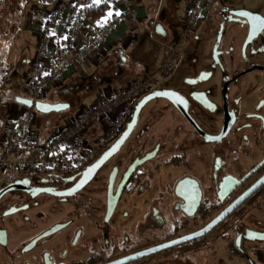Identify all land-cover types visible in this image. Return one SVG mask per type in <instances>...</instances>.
<instances>
[{"label":"flooded vegetation","instance_id":"1","mask_svg":"<svg viewBox=\"0 0 264 264\" xmlns=\"http://www.w3.org/2000/svg\"><path fill=\"white\" fill-rule=\"evenodd\" d=\"M221 1L186 62L188 31L168 45L175 69L149 94L170 99L144 104L89 181L59 195L86 168L26 178L0 198V264H264V242L250 239L264 234V15Z\"/></svg>","mask_w":264,"mask_h":264},{"label":"built area","instance_id":"2","mask_svg":"<svg viewBox=\"0 0 264 264\" xmlns=\"http://www.w3.org/2000/svg\"><path fill=\"white\" fill-rule=\"evenodd\" d=\"M216 1L190 0L185 9V32L196 28L201 17ZM115 2L124 7L120 17L110 19L102 27L97 26L87 43L79 49L78 57L96 55L101 45L107 42L114 23L121 22L120 18L127 19L132 26L130 41L136 40V31L141 27L136 11L128 5V0ZM64 7L59 5L45 18L44 34L36 57L28 62L17 85L18 91L26 95L23 97L33 102L38 101L39 94L45 92L49 83L63 81L64 73L74 59L67 49L52 57L50 72H41V55L48 51L50 40L48 32L58 21ZM84 25V6L78 2L66 35L68 46H74ZM178 49V44L171 46L158 69L148 79H134L112 96L100 99L93 107L67 119L50 133L40 130L38 113L34 108L25 107V112L16 118L5 113L0 128V190L26 178L39 179L51 174L71 177L90 166L94 155L103 152L121 135L138 102L149 94L157 79L173 72L178 61Z\"/></svg>","mask_w":264,"mask_h":264},{"label":"crops","instance_id":"3","mask_svg":"<svg viewBox=\"0 0 264 264\" xmlns=\"http://www.w3.org/2000/svg\"><path fill=\"white\" fill-rule=\"evenodd\" d=\"M187 2L188 0H185L184 11L187 7ZM55 3L56 0H0V45L6 47L5 51L0 48V107L4 105V102L13 101V104L11 105L10 103L8 108L3 106L6 110L4 113L0 111L1 119L5 113H8L12 118H16L18 111L20 112L19 115L25 112V107L17 104L14 98L11 100V94L19 92L17 85L24 76L28 62L37 54L39 36L43 26V22L37 16L39 13L31 15L28 14V10L33 6L38 11L49 12L55 6ZM102 3L107 5L104 16L96 21L85 20V25L79 33L75 46L72 51H69L73 56H77L79 49L94 34L96 25L104 19L109 11L113 12L112 18H117L120 17L124 10V7L114 0H102ZM177 4V0H128V5L134 8L141 22V27L136 31V40L129 42V34L132 29L127 20L114 24L107 42L101 45L96 55L83 58L84 60L81 59L78 69L64 73L65 84L73 79L84 81V79L93 76L96 71L97 82L87 89L93 95L90 96L91 98H98L100 91H104V97H100V99H103L112 96L115 90L125 87L134 79H139L141 74V43L147 36H151L150 30L161 14L164 15L163 17H168L166 15L168 6L173 8L174 16L176 15ZM117 11L120 13L119 16L115 15ZM74 14L75 5L69 0L68 5L62 9L57 24L52 27L48 51L41 55V67L44 73L50 70V59L54 55L67 50L66 35ZM167 25L168 27L175 26L170 20H167ZM111 58L114 61L115 58L117 60L119 58L120 62L116 68L110 66ZM103 62H108L109 64H104ZM101 64H103V67ZM99 70L101 72H98ZM50 89H46L44 94L48 95L40 101L50 104L60 103L56 99L54 90ZM51 98L52 102L49 100ZM78 103L80 104V101Z\"/></svg>","mask_w":264,"mask_h":264},{"label":"rangeland","instance_id":"4","mask_svg":"<svg viewBox=\"0 0 264 264\" xmlns=\"http://www.w3.org/2000/svg\"><path fill=\"white\" fill-rule=\"evenodd\" d=\"M68 1L69 0H56L55 6H53L52 10L49 12L38 11L36 9V7L32 6V8H29L28 14L36 15V13L38 12L39 14L37 16L40 19V21L46 23L45 18L49 17L52 14L51 12L54 9H56L59 5H64L66 7L68 5ZM71 1L74 3V5H77V3L80 2L84 6V15H85V10L87 8L88 3L91 2V0H71ZM189 1L190 0H188L187 5L189 4ZM221 2H222L221 0L216 1L210 8H208L207 11L213 9L217 5H222L224 3V2H222V3ZM177 3L179 5L177 4V6H176L177 7L176 12L177 13L175 16H174V13L172 10L173 8L171 6H168L167 9L165 8L166 12H167L166 15L168 17H163L164 15L161 14L160 18H158L159 17L158 16L157 17L158 19H156V21H155L156 24L161 25L163 31L166 33L165 36L162 37L161 35H158L155 32L154 26H153L152 29L150 30L151 36H147L146 39L143 41V43H141V45H140V73L141 74H140L139 79H145V80L148 79L150 74H152L154 71H156L158 69L159 65L161 64V62L165 58V55H166L167 50H168V45L170 46V45L180 41V39L185 35V24H184V19H185L184 3H185V0H177ZM226 5L230 6L231 8H243L247 11H252V12H256V13H260V14L264 15V0H232L231 3L226 4ZM185 7H186V5H185ZM204 15H205V13H204ZM113 18L117 19L119 17H117V18L113 17ZM113 18H112V20H113ZM86 19L87 18L85 17V20ZM120 19H121V21L127 20L124 18H120ZM167 20H170V22L173 23V25H175V26H173V27L169 26L168 27ZM201 20H202V17H201ZM201 20L199 21V24L201 23ZM44 23H43V26H45ZM56 24H57V21H56ZM114 24H116V23H114ZM55 25H53V26H55ZM43 26H42V32L40 33V36H39V41H38L39 44H40V42H41L40 40L42 39L43 34H44ZM96 26H98V24ZM131 29H132V26H131ZM51 30L48 32V35H50ZM199 31L200 30L188 31L186 34L188 36L183 38L180 49L183 53H185L184 54L185 55L184 62H186L187 57H188V53L190 51V50H187V48L190 47L192 44H194L193 36L196 35ZM130 33H131V31H130ZM50 40H51V38H50ZM50 40L48 41V49L50 47ZM129 42H130V40H129ZM85 43H87V41ZM39 44H38V46H39ZM75 44H76V42L74 43V46H75ZM74 46H72V47H74ZM66 47H67L68 51H70V50L72 51V49H73L72 47L68 46V44ZM0 48H2L4 51L6 50L5 46L0 45ZM163 52H164V54H163ZM62 53L63 52H61L59 54H62ZM93 56L92 55L91 56L85 55L83 57L74 56V59L72 60V63L67 67L66 72H70L73 69H78L79 61L81 59L84 60L87 57L89 58V57H93ZM112 59L113 58H111V60H110V66L113 68H116L120 62L119 58H118V60H117V58H115V61ZM188 60H189V58H188ZM106 63L109 64L108 62H105L104 64H106ZM101 65L103 67V64H101ZM153 65H154V67H153ZM52 67H53L52 66V59H50L49 68L52 69ZM102 69H101V71H103ZM101 71L99 70L98 72H101ZM41 72L44 73L42 71V69H41ZM48 72H50V70ZM97 77H98L97 72L95 71L93 76L84 79V81H81V82H83V85H85L84 88H83L82 84H78L80 82V80H74V79L72 81L67 82V84H65V78H63V81H61V82L56 81L55 83H49L46 88H49V89L51 88L50 90H54V94L56 96V99H58V101L60 103L69 104L70 107L68 110L63 111V112H59V113H50V114H39L38 113L41 131L50 133L51 131H53L54 128L57 127L58 124L65 122L68 118L71 119V118L78 116L82 112L86 111L87 109L93 107L96 103H98L100 97H104L105 92L100 91L101 96H100V94H98V96H99L98 98H91L90 96L92 94L87 89L88 84L90 83L89 86H91L92 83H95L96 80L98 79ZM169 81L170 80H165L164 84H168ZM62 83H64V84H62ZM78 85H81L82 87L79 88ZM120 89H122V88H120ZM120 89H117L115 91H119ZM11 95H12L11 100L13 98L15 100L16 97L26 96V95L21 94L20 92H14ZM47 95L44 93L39 94V97L37 98L38 101L45 99ZM49 100H51V102L53 101L52 98ZM82 100H83V102H81ZM79 101H80V104L78 103ZM10 103L12 105L13 101L4 102L3 106H7V108H8L10 106ZM3 106L0 107L1 113L2 112L4 113L6 110V108ZM22 111H24V110H22ZM19 114H20V112L18 111L16 115L18 116ZM116 115H117V112L114 114V116H116ZM1 125H2V119H1V115H0V128H1ZM256 217L257 218H260V217L264 218V211L258 212Z\"/></svg>","mask_w":264,"mask_h":264},{"label":"water","instance_id":"5","mask_svg":"<svg viewBox=\"0 0 264 264\" xmlns=\"http://www.w3.org/2000/svg\"><path fill=\"white\" fill-rule=\"evenodd\" d=\"M256 17H259V16H256ZM261 20H263V19L261 18ZM154 30L158 35H161L162 37H164L166 34L163 31L160 24L154 25ZM170 94H171L170 91H163V92H159V93H157V92L151 93V94L143 97L138 102L130 122L126 125V127H125L124 131L121 133L118 141L115 144H113L110 148H108L95 163H93L92 165H90L86 168L83 176L78 181L76 186H74L69 192L57 193V194H59V195H70L71 193H73V191L77 190L81 185H83L84 183L89 181L90 178L94 175V173L98 170V168L100 166H102V164L120 148V146L124 143V141L127 139V137L132 133V131L134 130V128L137 124V121L139 119L140 110L144 106V104H146L148 101L153 100L157 97H165L167 99H170ZM15 102L17 104L23 106V107H26V108H34L36 110V112L39 114L59 113V112H63V111L68 110L70 107L69 104H64V103L50 104V103H46V102H42V101L33 102V101L29 100L28 98H24V97H16ZM130 173H131V171H129L128 174H130ZM22 189H23V186L21 185V183L19 181H17L16 183L10 184L9 186L0 190V198L8 192H12L15 190H22ZM253 190L254 189H252V191ZM45 192H48V191H45ZM237 204L232 205L225 212H223L221 214V216H219L213 223L210 224L208 229H211L215 224H217L219 221H221L233 208H235L237 206ZM250 239L253 241L264 242V234L263 235H261V234L260 235H258V234L254 235ZM146 254H148V253H146Z\"/></svg>","mask_w":264,"mask_h":264},{"label":"trees","instance_id":"6","mask_svg":"<svg viewBox=\"0 0 264 264\" xmlns=\"http://www.w3.org/2000/svg\"><path fill=\"white\" fill-rule=\"evenodd\" d=\"M91 3L92 2H89L87 5V8L85 10V17L90 21H96L99 18L104 16L105 11L107 10V5L105 3H101L99 6L93 5L90 7L89 5H91ZM98 81H100V80H98ZM96 82H97V80H96ZM95 83H92V84H95ZM78 84H82L83 88L85 87V85H83V82H81V81ZM89 85H90V83L88 84L87 88L89 87ZM78 86H79V88L82 87L81 85H78Z\"/></svg>","mask_w":264,"mask_h":264},{"label":"snow or ice","instance_id":"7","mask_svg":"<svg viewBox=\"0 0 264 264\" xmlns=\"http://www.w3.org/2000/svg\"><path fill=\"white\" fill-rule=\"evenodd\" d=\"M101 3H102V0H92L91 5H89V6H90V7L93 6V5H95V6H99ZM242 14H243V13H242ZM115 15H116V16H119L120 13L117 11V12H115ZM112 16H113V12H112V11H109V12L106 14V16L104 17V19L98 23V26H101V27H102L105 23H107V22L112 18ZM46 74H47V73H46Z\"/></svg>","mask_w":264,"mask_h":264}]
</instances>
